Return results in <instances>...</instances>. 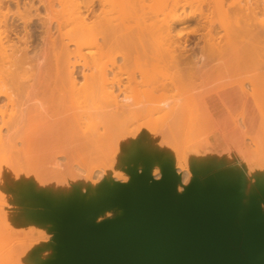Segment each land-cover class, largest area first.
Here are the masks:
<instances>
[{"label": "bare ground", "instance_id": "1", "mask_svg": "<svg viewBox=\"0 0 264 264\" xmlns=\"http://www.w3.org/2000/svg\"><path fill=\"white\" fill-rule=\"evenodd\" d=\"M263 16L264 0H0V186L15 192L0 214V252L16 238L4 221L14 226L23 210L47 229L77 201L80 211H98L96 224L120 220L153 180L178 195L228 196L239 220L264 213L255 114L264 117ZM190 21L195 40L176 31ZM219 120L230 124L225 147L205 150L195 129ZM83 186L91 190L81 197ZM114 194L123 205L112 206ZM69 209L61 214L73 217ZM26 241L14 253L18 244H9L0 264L59 256L54 245L27 260L38 242Z\"/></svg>", "mask_w": 264, "mask_h": 264}, {"label": "water", "instance_id": "2", "mask_svg": "<svg viewBox=\"0 0 264 264\" xmlns=\"http://www.w3.org/2000/svg\"><path fill=\"white\" fill-rule=\"evenodd\" d=\"M153 181L123 219L97 225L68 213L57 229L59 256L49 264H264V213L239 220L228 196L178 195Z\"/></svg>", "mask_w": 264, "mask_h": 264}, {"label": "rangeland", "instance_id": "3", "mask_svg": "<svg viewBox=\"0 0 264 264\" xmlns=\"http://www.w3.org/2000/svg\"><path fill=\"white\" fill-rule=\"evenodd\" d=\"M264 18V16L263 17H261V19H263ZM260 19V20H261ZM264 20V19H263ZM217 25V32H218V29L220 30V28H218V27H220V26H218L219 24L218 23H216ZM193 25H194V28H193ZM197 24L194 22V21H190V22H184V24L183 23H181V25L180 24H178V25H176V26H178V27H176V31L177 32H185L186 33V36L190 33V37H192V40H195L196 38H194L195 36L194 35H192L191 33H193V31H195V30H197V29H199L197 26H196ZM196 28V29H195ZM34 29H37L36 27H34ZM192 31V32H191ZM221 32L220 33H224L223 32V30L221 29L220 30ZM205 33H206V31H204ZM209 32V30L207 29V33ZM184 33V34H185ZM202 34H204V33H202ZM188 36V37H189ZM191 39V38H190ZM194 42V41H193ZM190 44V43H189ZM191 44H193L192 43V41H191ZM193 46V45H192ZM190 49V48H189ZM262 72H264V71H262ZM252 74L251 75H253L254 74V72H251ZM197 104V103H196ZM196 106V108H197V105H194V107ZM199 106V105H198ZM196 108H194L196 111H198ZM201 108V107H200ZM196 111H194V112H196ZM200 112H202L201 111V109L199 110ZM197 113V112H196ZM162 114V113H161ZM255 114H256V117H257V129H259L260 130V128L261 127H263L262 128V130H261V132L262 131H264V124H262V123H264L263 122V120H264V117H263V114H262V112L259 110V109H257L256 110V112H255ZM158 116V115H157ZM162 116V115H161ZM155 118H156V116H155ZM155 118H153L154 120H156ZM161 117H159V119H160ZM152 121V120H151ZM214 122H216V123H214L213 124V122H210V124H208L210 127H211V129H210V127H208V126H205L204 125V127H200V128H196V129H201L202 128V130H204V132L203 131H198V132H201L203 135H201V133L197 136L196 134H198L196 131V129H195V132L194 133H196L195 134V137H200L201 136V138H204L205 140H208V142L207 143H209V144H207L206 143V145H208V146H206V148H205V150H207V149H209V146H210V137L212 136V135H214V134H216V135H219L220 136V138L221 139H225L224 138V136L225 135H227L229 132H230V124L228 125L227 123H224L223 121H214ZM149 123H151V122H149ZM215 125V126H211V125ZM261 125H263V126H261ZM208 127V128H207ZM214 127V128H213ZM213 128V129H212ZM218 128V129H217ZM217 129V130H216ZM206 130H207V132H208V135L206 134V136L204 137V133L206 132ZM208 130H211V131H208ZM206 132V133H207ZM226 132V133H225ZM210 133V134H209ZM223 134V135H222ZM192 136L194 137V135L193 134H191V138H192ZM243 136V135H242ZM190 137H189V140H191L190 139ZM195 137L193 138V139H195ZM201 138H197L198 140H199V142L201 141ZM208 138V139H207ZM192 139V140H193ZM203 139V140H204ZM188 140V141H189ZM198 140H196V142L193 140L191 143H190V145H189V143L187 144V145H189V146H192L193 145V147H194V149L195 148H197L196 146H194L195 145V143H198ZM248 141H249V144H250V140H246L245 141V146L246 145H248ZM194 142V143H193ZM201 144L199 145V144H196L197 146L199 145V146H201V145H203V141H201L200 142ZM198 146V147H199ZM187 147V146H186ZM193 147H192V150H194L193 149ZM204 148V145L203 146H201L200 147V149L199 150H201V148ZM211 147V146H210ZM212 147H213V145H212ZM211 147V148H212ZM254 147V146H253ZM210 148V149H211ZM255 148V147H254ZM263 150H264V147L262 148ZM253 149L251 148V151H252ZM194 151H197L196 149L194 150ZM153 152L154 151H152V152H150L149 153V155L148 156H151V154H153ZM97 163H99L98 161H96ZM97 163H96V165H97ZM158 168H155V170H157ZM257 169H258V167H257ZM259 170H260V168H259ZM255 171H256V168H255ZM36 179V178H35ZM7 185V186H6ZM6 185H4V186H0V189H1V191H2V195H1V198H0V203H2V204H0V214H3L5 211H9L10 210V207H11V205H13V203H11V201H12V195L14 196V194H15V192H9L10 191V189H9V186H11V184H6ZM8 187V188H7ZM89 188V186L87 187V189ZM7 189V190H6ZM83 189V190H82ZM82 189L80 188V190L78 191L79 192V196H84V193H87V192H89L87 189H86V187L85 186H83L82 187ZM86 189V190H85ZM6 190V191H5ZM35 193L39 190V188H38V186H37V188H36V190H34V189H32ZM59 190H63V189H59ZM64 190H65V187H64ZM57 191V190H56ZM84 191V192H83ZM87 191V192H86ZM66 192V191H65ZM78 192H75V193H77L76 195H77V197H79L78 196ZM40 193V192H39ZM75 193H73V194H75ZM118 193V192H117ZM116 193V194H117ZM28 195H31L30 193H27ZM26 194V195H27ZM37 194H38V192H37ZM116 194H114L113 195V197H112V200L111 199H107L106 200V202H109L110 200V203L112 204V206L113 207H117V206H119V205H123L124 204V202L126 201V198H124L123 197V195L121 196L120 195V197H118L119 199H117V200H119V201H117L116 200V202L114 201V203L115 204H113V198H115L116 196ZM120 194H122V193H120ZM34 195V194H33ZM40 194H38L37 196H39ZM119 195V194H118ZM36 196V195H35ZM41 196V195H40ZM43 196V195H42ZM86 196H88V194L86 195ZM76 197V196H75ZM116 197V198H117ZM73 198V197H72ZM71 198V199H72ZM80 198V197H79ZM1 199H5L4 200V203H3V201L1 200ZM74 199H76V198H74ZM78 200V199H77ZM76 200V201H77ZM81 200H82V198L80 199V202H81ZM83 200H86V198H84ZM87 200H88V198H87ZM86 200V201H87ZM6 201V202H5ZM74 201V200H73ZM78 202V201H77ZM77 202H75L76 204H74V202H73V204L72 205H68L67 207H61L57 212H56V214L54 213V220L57 222V224H58V227L60 228L61 227V224L59 223V222H62L63 220H62V217H59L60 215H62L63 217H66V215H67V211H64L66 214L64 215V212L61 214V212H62V210H66V209H68L69 207H70V209H72V213L74 214V216L72 217L73 219H74V217L76 218L77 216H75V214L76 215H78V216H80V214L79 213H83L84 214V212H85V214L86 215H84V221H85V219H87V218H90L89 219V222H93L94 221V217H96V215H97V213H98V211L97 210H94V209H90L92 212L93 211H96L97 213H94V214H90L91 213V211L88 209V208H86L85 210L84 209H82L81 211L77 208V206L76 205H78V203ZM79 202V203H80ZM6 203V204H5ZM85 203H88V202H85ZM84 202H83V204H81L80 203V205L81 206H83L84 204H85ZM2 205V206H1ZM7 205H9V206H7ZM77 208V209H76ZM69 209V210H70ZM89 211H88V210ZM69 210H68V212H69ZM86 210H87V212H88V214L86 213ZM24 212H21L20 213V215H19V217L21 218V223H24V224H21L20 226L19 225H17V224H15L14 226H12V224L13 223H11V225H10V227L8 226V223H7V221L5 220L4 221V223H6L5 224V227H7V229H10L12 232H13V240H14V238H15V242L18 244V246H19V243H24V241H26V239H28V241H29V239L31 240L32 238H34L38 243L37 244H35L34 243V245H32V246H34V247H31V244H29V248H28V250L29 249H31L32 248V252H30L29 253V251L27 252V253H29V254H27V256H26V258H27V260H31V258H32V256H33V254H35L36 252H38V250L39 251H44V250H47L48 249V251H51V247H53L54 245L56 246V245H58V236L60 235V232H58V230L55 228V229H47L46 227V225L45 224H43V223H41V222H39V221H35V219H36V216L38 215V214H36V213H34V214H32L31 213V211H29V210H23ZM27 213H31V214H27ZM60 213V214H59ZM71 213V214H72ZM8 214H10V213H8ZM59 214V215H58ZM83 214H82V216H83ZM32 216V217H29V216ZM56 215H58V216H56ZM88 215V216H87ZM90 215V216H89ZM70 216V215H69ZM87 216V217H86ZM71 217V216H70ZM81 219H82V217H80ZM30 220V221H29ZM109 220H105L103 223H105V222H108ZM85 222H88L87 220L85 221ZM41 224V225H40ZM42 224H43V226H42ZM97 225H100V224H97ZM4 227V228H5ZM58 228V229H59ZM42 230V232H46L45 233V235H47V236H42V235H40V233H39V231H41ZM41 232V234H43L44 235V233H42ZM35 236V237H34ZM42 236V237H41ZM40 237H41V241H38V239H40ZM43 237H45V238H43ZM17 238H20L19 239V241H18V239ZM43 238V239H42ZM48 239H49V241H48ZM24 240V241H23ZM44 240V241H43ZM46 240V241H45ZM14 241H12L11 243H8V241L6 242V241H4V242H6V244L8 243V245L6 246V244H5V246L6 247H8L9 248V251H10V246H9V244L11 245ZM21 241V242H20ZM23 241V242H22ZM28 241H26V243L28 242ZM35 241V242H36ZM51 241V242H50ZM15 242L13 243L14 245H15ZM31 241H29V243H30ZM32 243H33V241H32ZM41 243V244H40ZM51 244V245H50ZM13 245V246H14ZM3 246V244H1V246L0 247H2ZM16 247H14V249H11V252H16V250L18 251L19 249L18 248H20L21 247V244H20V246L19 247H17V245H15ZM27 247H28V245H27ZM39 247V248H38ZM41 248L43 249V250H41ZM16 249V250H15ZM6 250H8V249H6ZM5 250V251H6ZM2 251H3V253L5 254V252H4V250H3V248H2ZM1 251V252H2ZM8 251V252H9ZM31 251V250H30ZM1 252H0V254H1ZM8 252H7V254H5V257H7L8 256ZM2 253V254H3ZM12 253V254H13ZM33 253V254H32ZM1 254V255H2ZM4 254H3V256H4ZM0 255V256H1ZM30 256V257H29ZM24 259L25 258H21L20 259V263L19 264H27L28 262H25L24 261ZM33 260L34 261H32L33 263L35 262V260L36 261H40V259H38V258H36L35 256L33 257ZM1 262V261H0ZM53 262V261H52Z\"/></svg>", "mask_w": 264, "mask_h": 264}, {"label": "crops", "instance_id": "4", "mask_svg": "<svg viewBox=\"0 0 264 264\" xmlns=\"http://www.w3.org/2000/svg\"><path fill=\"white\" fill-rule=\"evenodd\" d=\"M239 113V111H234L231 115H232V119ZM229 113H228V117H229ZM231 118V116H230ZM210 141L212 143V145L214 146L215 150L216 151H220L221 149H223L225 147V141L223 139L220 138L219 135H212L210 137ZM17 225H21V224H24V223H21V222H17L16 223ZM15 225V224H14Z\"/></svg>", "mask_w": 264, "mask_h": 264}]
</instances>
